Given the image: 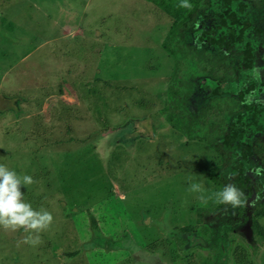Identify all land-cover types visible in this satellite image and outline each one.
Wrapping results in <instances>:
<instances>
[{"label":"rangeland","instance_id":"obj_1","mask_svg":"<svg viewBox=\"0 0 264 264\" xmlns=\"http://www.w3.org/2000/svg\"><path fill=\"white\" fill-rule=\"evenodd\" d=\"M254 1L252 69L264 55V4ZM170 24L145 0H0V164L32 176L25 200L54 217L34 246L22 229L0 228V264H234L235 244L264 264V241L247 226L253 205L216 209L208 174L218 156L163 114L174 82L163 46ZM211 51L182 60L184 84L207 75ZM227 84L223 91L235 89ZM221 103L238 109L229 97Z\"/></svg>","mask_w":264,"mask_h":264},{"label":"trees","instance_id":"obj_2","mask_svg":"<svg viewBox=\"0 0 264 264\" xmlns=\"http://www.w3.org/2000/svg\"><path fill=\"white\" fill-rule=\"evenodd\" d=\"M145 1L165 13L171 21L167 30L170 43L164 41L163 46L174 60L171 74L174 82L166 91L167 103L162 108L165 119L174 130L189 140L206 144L218 156L220 163L209 172V179L219 190L226 184H235L245 193L247 200L251 199L253 204L247 202L253 205L250 206L251 216L247 226L263 242L264 225L259 219L264 216V141L254 140V136L257 133L264 136V105L260 102L243 103L250 92L264 94L261 81L255 80L256 83H253L249 73L255 59L253 49L259 43L256 40L261 32V28L255 26L256 23L259 25L260 19L257 22L253 20L259 15L256 10L259 3L253 0H188L192 7L186 9L178 6L180 0ZM261 1L264 4V0ZM261 45L264 47V44ZM207 47L211 48L213 56L209 58L202 55L205 56L202 59L211 64L207 75H193L189 77V83L184 84L178 76L182 60L192 55L194 49L200 54ZM262 55H259L256 64H263L264 67ZM217 68L225 69L224 72L232 69V76L224 72L221 76L216 75ZM193 78L195 84L192 83ZM95 80L97 83L100 78ZM106 83L108 88H119L117 84ZM222 83H232L235 89L223 91ZM196 88L197 94L201 95L192 101L193 94H190L193 90L196 92ZM228 97L234 100L237 111L224 108L221 102ZM99 99L103 105H107L108 99L103 96ZM142 102L141 99L138 104ZM192 105L197 106L193 109ZM257 160L259 163L255 164ZM258 167L262 171L256 175L254 170ZM56 181V178L52 179L55 185L58 184ZM228 206L217 204L216 209ZM244 207L247 206H241L240 209L243 211ZM89 218L91 224L95 225L91 213ZM219 240L226 245L224 235H220ZM247 253L243 245L235 244L231 250L234 264H253Z\"/></svg>","mask_w":264,"mask_h":264},{"label":"clouds","instance_id":"obj_3","mask_svg":"<svg viewBox=\"0 0 264 264\" xmlns=\"http://www.w3.org/2000/svg\"><path fill=\"white\" fill-rule=\"evenodd\" d=\"M180 8L191 9L188 0H180ZM251 77L257 81L264 80V67H254L250 70ZM255 91L245 96L243 103H259ZM261 168H256L254 173L259 175ZM34 183L32 176L18 174L4 164H0V228L11 231L23 230L28 235L23 243L37 245L40 243V233L49 229L54 222L50 211L41 208L34 209L30 202L24 198L22 188ZM190 190L201 193L200 199L206 200L202 186L192 184ZM217 204L230 205L232 208L244 206L248 200L245 193L235 184H226L214 194Z\"/></svg>","mask_w":264,"mask_h":264},{"label":"flooded vegetation","instance_id":"obj_4","mask_svg":"<svg viewBox=\"0 0 264 264\" xmlns=\"http://www.w3.org/2000/svg\"><path fill=\"white\" fill-rule=\"evenodd\" d=\"M262 75H264V74H262ZM261 83H262V85L264 86V80H261Z\"/></svg>","mask_w":264,"mask_h":264}]
</instances>
